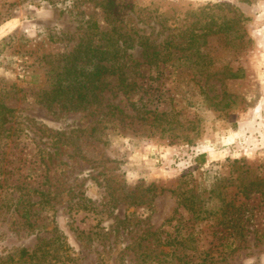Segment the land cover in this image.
<instances>
[{"label":"rangeland","instance_id":"rangeland-1","mask_svg":"<svg viewBox=\"0 0 264 264\" xmlns=\"http://www.w3.org/2000/svg\"><path fill=\"white\" fill-rule=\"evenodd\" d=\"M0 105V264H264V0H0Z\"/></svg>","mask_w":264,"mask_h":264},{"label":"trees","instance_id":"trees-1","mask_svg":"<svg viewBox=\"0 0 264 264\" xmlns=\"http://www.w3.org/2000/svg\"><path fill=\"white\" fill-rule=\"evenodd\" d=\"M96 50V49H95ZM101 53H105L102 49H97ZM108 67L106 65H97L91 73L92 82H96V80L100 79L102 76L107 73ZM87 82L82 79L80 73L76 74L73 78V82L68 84L66 87L65 85L60 86L57 90L53 91L52 99H64L65 103L73 106V107H87L90 103V99L92 97V91L94 89V85L89 86L86 85ZM61 84V82H60ZM121 85L126 88L128 87L125 84V78H121ZM94 95V94H93ZM12 109L8 108L5 105H0V117L2 124L6 122L7 113L11 112ZM191 209H194V207ZM26 252V250H24Z\"/></svg>","mask_w":264,"mask_h":264}]
</instances>
